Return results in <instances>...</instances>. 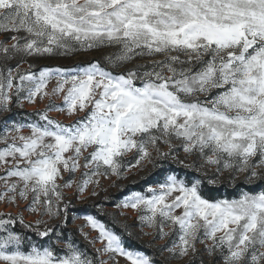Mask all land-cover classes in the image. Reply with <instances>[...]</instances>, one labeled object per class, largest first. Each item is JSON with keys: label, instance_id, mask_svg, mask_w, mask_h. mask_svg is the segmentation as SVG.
<instances>
[{"label": "snow or ice", "instance_id": "obj_1", "mask_svg": "<svg viewBox=\"0 0 264 264\" xmlns=\"http://www.w3.org/2000/svg\"><path fill=\"white\" fill-rule=\"evenodd\" d=\"M103 48L118 49L104 57L118 74L99 61L21 71L27 57ZM0 61V113L48 100L35 119L8 118L0 129V202L20 210L0 213V264H157L95 215L79 229L91 252L57 225L67 222L64 189L85 199L91 185L97 196L102 178L155 167L153 153L175 158L174 140L200 167L264 183V0H0ZM115 207L136 213L141 230L175 236L160 249L170 259L195 256L199 243L213 264H264V190L210 200L199 179L168 175Z\"/></svg>", "mask_w": 264, "mask_h": 264}, {"label": "rangeland", "instance_id": "obj_2", "mask_svg": "<svg viewBox=\"0 0 264 264\" xmlns=\"http://www.w3.org/2000/svg\"><path fill=\"white\" fill-rule=\"evenodd\" d=\"M116 51H118L117 48H103L89 52H77L70 57H54V58L27 57L25 58V62L21 63V71H28L29 64L34 65V67L31 69L32 71H38V69L42 67H53V68L71 67L78 63L99 61L102 67L106 68L109 71H112L114 74H118L123 69L111 68L104 60V57L106 55L110 53H114ZM150 59H162V57L157 56L154 58L135 59L131 63L125 65V67L132 68L136 64H146L150 62ZM16 62L17 61H11L10 63L15 65ZM0 63H3V61H0ZM54 86H55V81L50 82L48 85V90H51V88ZM54 102L57 105H59L62 103V99L60 97H56L54 98ZM47 103H48L47 98H45L43 101L38 100L37 103L35 104L25 103L23 107H18L15 103H13L11 106L10 113H0V129H2L3 127V121L8 118H10L9 120L10 123L11 121L22 122L25 120L35 119V117L30 114L38 110H43ZM49 116L65 124L71 123L72 121V118L62 113L50 112ZM24 134L25 135L28 134V129H24ZM173 145H174L175 158H173V156H169L167 158H159L156 156L155 153H153V160L155 163V167L153 166V164L145 163L143 167H136V168H132L129 171L123 172L121 178L119 179L114 176H110L107 179L102 178L100 181V188L97 190L98 191L97 196L90 195L91 185L89 186V189L83 193L85 199L78 198L79 194L75 192L74 186L72 189H64L66 201H70L69 207L77 206V205H86L88 207L86 208V212L84 213L71 212L68 208L67 222L66 223L61 222L63 225L64 224L68 225L75 231L76 238H72V236L69 235L68 233L64 234L61 231V229H59V227H57V230L60 231L64 237L74 239L77 242L78 246L81 247L82 249L86 248L89 252H91L93 250V246L88 244V242L83 238L79 230L80 226L85 223L82 217L88 214L95 215L97 218L103 216L106 217V220L108 219L109 222L118 226L119 229H121V235H123V238L126 241V243L129 246L134 247L127 240L129 236L126 233H123V230L120 227L122 223H127L128 225H130L131 226L130 231L133 233V236L129 238L142 244L146 249L152 251V254L149 255L152 256L154 260L156 258L162 264H186L190 261V259L194 257H198L202 259V261L205 264H213L212 258H209L207 253L204 252L203 250L204 246L199 243H197L196 245L198 253L195 256H192L190 254L189 256L180 259L168 258L169 254L166 251L162 253L160 249L164 245L171 246L172 240L176 239L175 236L169 239H160L159 237L155 236L150 229L144 228L143 230H141V226L139 221L137 220L136 213H134L130 209H118L115 207L116 204L120 203L126 196H128L132 192L145 193L147 188L149 187L155 188L159 184L164 183L166 176L168 175H176L178 178L184 179L183 176L179 177L178 174L175 172L177 171L176 169L178 168L190 172H194L198 175L203 176L206 179V181L211 185H220V184L234 185L238 181L246 182L243 174L237 173L235 174V179H233L232 175H230L228 172L217 173L215 170V166L206 165L204 167H200V165L203 164V161L194 156H186L185 153L183 152V149L180 147L179 141L174 140ZM161 150L167 151L168 149L166 146H162ZM194 160L196 162L197 168L186 167V165L192 164ZM125 163L126 164L135 163V159L132 153H129L128 156L125 158ZM171 166L174 167L173 169L174 171L170 169ZM79 175L80 173L76 174L77 177H79ZM210 180H214L216 182L210 183L209 182ZM256 182L258 181H255L251 184H254ZM133 184H139L140 185L139 190H131L129 186ZM241 195H239L236 199H238ZM97 205H99V208L96 207ZM19 211L20 210L17 209L15 206L5 205L4 203L0 202V213L6 214L10 212L13 215H16ZM92 211H95V213H93ZM121 211L124 212V215H121ZM23 215L25 216L26 222L36 219L35 216L27 212H24ZM49 223L51 224L53 222L49 221ZM106 224L108 226L110 225L108 223ZM84 230L88 232L89 237H94L96 235V233L93 232L91 229L85 228ZM167 230L168 229L165 228V231ZM143 233H149V234L144 235ZM33 239L35 240L36 238L33 237ZM95 247H100V244L97 243ZM119 260H120V264H125L122 258H119ZM157 264L160 263L157 262ZM216 264H219V262L217 261Z\"/></svg>", "mask_w": 264, "mask_h": 264}, {"label": "trees", "instance_id": "obj_3", "mask_svg": "<svg viewBox=\"0 0 264 264\" xmlns=\"http://www.w3.org/2000/svg\"><path fill=\"white\" fill-rule=\"evenodd\" d=\"M170 169H174V167H170ZM177 171H175L179 177L183 176L184 180H186V182L191 183L192 181H194V179H199L201 181V192L202 195L210 200H219V199H236L239 195L243 194L244 192H259L264 190V183L258 181L254 184H249L246 183L244 181H238L236 182L234 185H227V184H220V185H211L209 184L206 179L201 176L198 175L194 172H190L187 170H183V169H176ZM174 171V170H173ZM151 183V182H150ZM147 183V184H150ZM255 185H259V187H256ZM129 188H131V190H139L140 185L139 184H133L130 185ZM88 206L86 205H77V206H72L69 207V210L71 212H75V213H84L86 212V208ZM93 213H95V211H92ZM101 221H104L108 224H110L109 226L113 228V230L117 233V234H121V229H119L118 226L114 225L113 223L109 222L108 219L106 220V217L100 216L98 217ZM57 227H59V229H61V231L64 234H69L72 236V238H76L75 235V231L69 227L68 225H63L62 223H59L57 225ZM17 231H23V229L20 228V225L17 224L15 226ZM29 235H31L32 237L36 238L35 235L32 232L28 233ZM127 240L130 242V244H132L134 247H136L139 250H143L148 254H152V251L146 249L142 244L132 240L131 238H127ZM156 262L162 264L160 261H158L155 258ZM186 264H205L202 259L198 258V257H194L192 259H190V261Z\"/></svg>", "mask_w": 264, "mask_h": 264}]
</instances>
